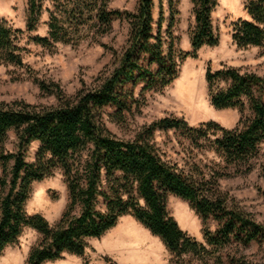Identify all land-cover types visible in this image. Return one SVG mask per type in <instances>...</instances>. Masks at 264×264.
<instances>
[{"label": "trees", "instance_id": "1", "mask_svg": "<svg viewBox=\"0 0 264 264\" xmlns=\"http://www.w3.org/2000/svg\"><path fill=\"white\" fill-rule=\"evenodd\" d=\"M44 1L28 0L24 30L0 16V52L5 61L23 64L19 40L24 32L36 29ZM106 1L51 0L47 34L30 36L33 43L48 47L54 42L78 41L86 35L89 22L94 21L107 32L115 19H126L129 33L125 47L99 84L74 96L65 95L58 84H40L56 96L58 103L53 106L0 101V253L17 240L24 227H31L41 238L30 249L26 264L54 261L65 253L83 255L88 238L100 237L119 217L129 214L158 236L174 256L206 255V246L182 230L168 213V194L186 200L203 222L209 218L217 222L214 231L203 230L206 243L214 248L233 242L244 246L264 243L263 223L209 192L203 178H193L165 160L150 142L156 130H178L190 144L212 149L236 171H249V162L264 140V75L241 73L233 67L214 71L206 68L211 104L217 109L236 108L241 113L231 129L214 121L189 125L182 118L162 117L133 140H122L105 128L100 116L106 106L114 107L117 113L130 110L136 102L137 85H141V91L167 86L177 77L178 59L196 57L203 45H216L211 14L217 0H192V50L178 59L172 43L163 36L161 1L157 19L153 0H138L133 11L108 9ZM244 10L248 18L231 23L232 42L238 48L261 46L264 0H247ZM246 108L249 116H243ZM11 130L16 145L7 151ZM33 141L39 146L34 161L28 162L26 151ZM85 151L87 158L82 162ZM56 167L63 171L69 203L61 219L51 225L41 214L26 213L24 206L32 182L51 175ZM98 198L102 199L103 210L97 208Z\"/></svg>", "mask_w": 264, "mask_h": 264}, {"label": "rangeland", "instance_id": "2", "mask_svg": "<svg viewBox=\"0 0 264 264\" xmlns=\"http://www.w3.org/2000/svg\"><path fill=\"white\" fill-rule=\"evenodd\" d=\"M160 1L165 18L163 36L172 43L178 59L180 54L192 50L193 3L192 0H153L155 19ZM106 2L108 9L133 11L138 0ZM246 2L217 0L211 17L218 43L201 46L196 57L178 59L177 77L167 86L141 91V85H137L134 90L136 102L130 110L117 113L114 107L102 108L100 116L105 128L122 140H133L152 121L162 117L182 118L189 125L214 121L224 128H234L241 113L236 108L217 109L211 104L205 71L208 66L212 71L233 67L241 73L264 75V42L261 46L238 48L231 39V23L237 18H248L244 10ZM27 9L28 0H0V16L23 30ZM50 10H53L52 2L45 0L36 29L21 35L19 45L23 64L5 61L0 52V101L24 100L38 106H53L58 103L56 96L42 89L40 84H58L65 95L74 96L81 89H91L99 84L115 66L128 38L129 22L126 19H115L107 32L94 21L89 22L86 35L78 41L54 42L45 47L33 43L30 36L47 34ZM249 114L250 110L246 108L243 116ZM8 134L5 149L12 151L16 145L15 133L11 130ZM150 142L165 160L193 178H203L209 192L264 224V140L259 144L258 154L249 162L250 170L242 172L226 165L212 149L193 146L178 130H156ZM38 146L37 141L30 144L26 161H34ZM80 158L83 162L87 151ZM68 203L66 180L62 169L56 167L51 175L32 182L24 207L26 213L41 214L55 225ZM166 207L182 230L206 246L209 251L206 255L174 256L158 236L127 214L119 217L116 224L100 237L88 238L83 255L65 253L60 259L42 264H264V243L252 242L244 246L233 242L220 249L214 248L203 237L204 228L216 229L214 219L203 222L186 200L173 194L167 195ZM97 208H104L101 198H98ZM40 238L38 231L24 227L17 240L0 253V264H26L30 249Z\"/></svg>", "mask_w": 264, "mask_h": 264}, {"label": "bare ground", "instance_id": "3", "mask_svg": "<svg viewBox=\"0 0 264 264\" xmlns=\"http://www.w3.org/2000/svg\"><path fill=\"white\" fill-rule=\"evenodd\" d=\"M195 90V89H194Z\"/></svg>", "mask_w": 264, "mask_h": 264}]
</instances>
